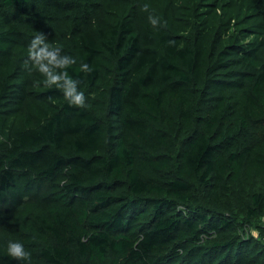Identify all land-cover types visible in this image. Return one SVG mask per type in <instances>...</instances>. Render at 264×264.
<instances>
[{"label": "trees", "instance_id": "obj_1", "mask_svg": "<svg viewBox=\"0 0 264 264\" xmlns=\"http://www.w3.org/2000/svg\"><path fill=\"white\" fill-rule=\"evenodd\" d=\"M38 33L85 106L25 66ZM9 240L31 264H264V0H0V264H21Z\"/></svg>", "mask_w": 264, "mask_h": 264}, {"label": "clouds", "instance_id": "obj_2", "mask_svg": "<svg viewBox=\"0 0 264 264\" xmlns=\"http://www.w3.org/2000/svg\"><path fill=\"white\" fill-rule=\"evenodd\" d=\"M153 24L157 23L156 17H150ZM59 47L53 48L45 38L43 33L33 36L28 45V60L25 66L29 70L39 72L43 77V82L48 86H55L59 89L68 104L85 106L87 97L85 92L80 88L78 77L69 75L68 68L76 63L74 57L67 54H59ZM83 71H91L88 64L81 62L79 65ZM6 251L9 258L21 262V264H31V253L26 250L25 245L19 240H9Z\"/></svg>", "mask_w": 264, "mask_h": 264}]
</instances>
